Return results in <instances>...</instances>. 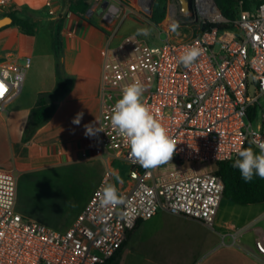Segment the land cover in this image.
Instances as JSON below:
<instances>
[{
	"label": "built area",
	"instance_id": "2783aa9c",
	"mask_svg": "<svg viewBox=\"0 0 264 264\" xmlns=\"http://www.w3.org/2000/svg\"><path fill=\"white\" fill-rule=\"evenodd\" d=\"M152 1L145 0L144 9L151 11ZM191 2L192 14L183 12L182 4L168 7L170 28L185 21L199 30L205 23L225 22L214 0ZM48 6L54 15L51 2ZM0 9L13 11L14 0H0ZM164 33L160 45L125 36L104 62L98 125L103 131L95 133L93 149L97 156L130 165V184L119 194L123 202L114 207L101 203L103 186L113 180L109 169L70 228L57 231L17 210L20 174L0 168V195L11 201L0 207V264H106L140 222L161 211L214 227L225 183L199 165L235 160L248 142L257 151L264 143V4L246 12L241 2L231 29L211 28L191 38ZM188 45L205 50L190 68L179 60ZM31 62L27 57L24 64H0V111L21 95ZM134 82L143 85V102L176 141L169 163L178 169L159 173L160 166L143 168L131 157L126 139L111 128V109L122 89ZM81 159L89 161L91 154L83 151ZM228 227L236 243L242 234ZM255 248L264 256V234L256 238Z\"/></svg>",
	"mask_w": 264,
	"mask_h": 264
},
{
	"label": "crops",
	"instance_id": "0c3cea01",
	"mask_svg": "<svg viewBox=\"0 0 264 264\" xmlns=\"http://www.w3.org/2000/svg\"><path fill=\"white\" fill-rule=\"evenodd\" d=\"M106 1L115 10L112 15H109L108 11L105 13L100 11ZM113 1L116 2L115 6L112 5ZM50 2L54 15L49 14ZM124 2V0H102L97 6L96 0H91L90 9L82 19L70 13L62 0H14L13 11L20 12V15L27 10L39 12L40 15L35 16L34 19L48 31L46 18L65 17L62 32L63 48L65 55L73 54L74 56L71 74L75 77V84L72 91L59 102L51 120L28 140H24V136L31 122L32 112L37 107L41 96L46 95V89H39L33 96L23 89L21 95L9 104L5 111H0V168L14 169L20 175L66 167L70 169L69 166L83 161L81 153L86 150L91 154L88 162L99 167L82 200L75 202L73 195H69L65 202L64 200L59 203L52 202L56 210L53 213L56 215L55 218L46 216L41 211L51 206L47 198L39 195V197L27 199L26 206H21V201L17 200V210L20 213L50 228L57 227L53 226L54 222L61 225L62 231L70 228L88 203L93 188L100 184L107 170L113 168L117 160L107 155L102 157L95 155L93 137L96 132L86 135L85 126L91 125L94 129H98L99 92L104 62L111 50L115 49V46L125 37L119 35L121 27L115 31L112 30L115 20L126 9ZM8 13L0 9V19ZM128 20L134 27L142 28V23L139 21L132 18ZM39 35L40 30L36 36H26L17 26L9 25L1 28L0 51L2 53L17 52L18 58L24 56L23 52L29 51L27 57L31 58L32 52L38 46ZM15 62L18 63V61ZM91 102H96V106H91ZM80 113H83L82 118L79 124H76L73 121ZM79 171L84 180L93 173L92 170L85 168ZM68 201L69 203L73 201L72 204L77 208L71 209L73 216L66 217L64 207L69 206ZM257 206L260 212L253 220L257 224L253 228V233L249 234L247 226L238 229L242 235L238 237L236 243L233 242V232L228 227L229 223L218 220V216L214 227H209L201 221L164 212L165 218L160 219L155 225H148L142 229L141 240L145 250L149 251L157 245L159 252L163 255L158 263L149 261V264H264V256L260 255L255 248L256 238L264 234V204H257ZM49 219L55 221L51 223ZM153 219L140 222L129 234L122 251L121 264H126L124 256L133 236L145 222H151Z\"/></svg>",
	"mask_w": 264,
	"mask_h": 264
},
{
	"label": "rangeland",
	"instance_id": "374dc122",
	"mask_svg": "<svg viewBox=\"0 0 264 264\" xmlns=\"http://www.w3.org/2000/svg\"><path fill=\"white\" fill-rule=\"evenodd\" d=\"M124 1L126 9L115 20L112 27L113 31L121 27L119 35L122 37L126 35H134L145 40L151 45H160L166 39V34L164 33L165 31L169 30V32L175 38H191L199 31L197 25H192L187 21L178 24V27H175L174 30V26L170 28L168 17L161 26H155L149 20L151 11L144 9L143 7L145 0ZM152 2L154 3V0ZM96 5L99 6L97 1ZM112 5L115 6L116 2L113 1ZM174 5L180 7L181 0L168 1V7ZM129 18L135 19L142 23V28L149 29L150 34L147 36L138 34V29L141 28L134 27L132 22L128 20ZM38 39V46L31 55V67L27 70L23 89H25L27 93L31 94L32 96L33 94L37 93L39 89H46L47 92L44 96L48 100L49 104H51L57 101L54 91L60 77L71 74L74 56L73 54H64L59 59L56 57L52 46V35L50 31L46 30L45 26L40 27V35ZM28 53L29 51L23 52L22 55L24 56L22 58H18L17 52L2 53L0 51V64L15 61L24 64ZM261 103L264 108V97H262ZM90 105L96 106V102H91ZM260 113L261 112L259 111V114ZM254 127L256 128V124H254ZM252 149L254 152L259 154L260 151H257L254 148ZM199 166L201 171H213L215 173L218 172L217 164H201ZM69 167L70 169L66 167L61 169L33 172L27 175H20L18 184V202L21 201V206H26L28 203L26 201L34 197H39V195L43 198H47L48 203H51V206L49 208H43L41 211L46 216L50 215L51 218H55L56 215L53 213H55L56 210L52 202L55 201V203H59L62 200L65 202V200L67 201L66 198H68L69 195H73L75 202L82 200L90 188V185L92 184L93 177L98 173L99 167L94 166V164L89 163L88 161H80ZM84 168L93 171V173L89 176L91 178L88 177L87 180L82 179V174L79 173V169ZM110 169H112L114 174L113 182L110 184H115L118 192H121L124 187L130 184V180L128 178L130 165L122 159H117L114 162V167ZM175 169H178L177 165L167 163L160 166L159 173H167ZM116 175L120 177V181L116 179ZM97 187H94L91 193ZM72 202L73 201L69 203L68 201L69 206H66V208L64 207V209H66V217H68V215L73 216L71 215L73 212L71 209L74 208L76 210L77 208L74 204H72ZM256 207L258 206L237 204L224 198L219 208L218 220L222 221L223 223L234 225L239 230L247 226V228L249 227V234H252L253 228L255 225H257L253 220L260 212ZM165 215L166 214L164 212H160L159 215L156 216L151 222H145L144 226H142L133 236L129 243L127 253L124 256L126 264H149V261L158 263L159 259L162 258L163 255L159 252L157 245H154V247L149 251L145 250L141 240V233L143 227L145 228L148 227V225L152 226L157 224L160 219L165 218ZM49 220L51 223L55 221L54 219ZM53 226H57L53 229L62 231V227L61 225H58V223L54 222Z\"/></svg>",
	"mask_w": 264,
	"mask_h": 264
},
{
	"label": "clouds",
	"instance_id": "9594fccd",
	"mask_svg": "<svg viewBox=\"0 0 264 264\" xmlns=\"http://www.w3.org/2000/svg\"><path fill=\"white\" fill-rule=\"evenodd\" d=\"M178 27V25L174 26ZM138 34L149 35L147 28L138 29ZM204 49L188 45L179 57L180 63L190 68L204 54ZM144 87L134 82L122 89L121 98L111 109L110 124L113 131L125 138L130 155L145 169H155L169 163L176 149V141L169 135L167 129L152 114L149 107L143 102ZM83 113L77 115L73 121L79 124ZM86 135H92L101 129H94L86 125ZM257 154L252 148H242L237 151V158L232 167L240 171L245 182L252 181L254 176L264 179V143L259 145ZM120 181V177L116 175ZM122 182V181H121ZM115 184H107L102 188L101 203L103 206H116L122 203ZM11 203L0 195V207H7Z\"/></svg>",
	"mask_w": 264,
	"mask_h": 264
},
{
	"label": "trees",
	"instance_id": "16d2710c",
	"mask_svg": "<svg viewBox=\"0 0 264 264\" xmlns=\"http://www.w3.org/2000/svg\"><path fill=\"white\" fill-rule=\"evenodd\" d=\"M67 6L68 11L82 19L85 18L90 9L91 0H62ZM169 0H154L149 20L155 26H161L167 18ZM225 22L221 23H205L195 36L199 35L207 29L218 28L219 30L231 29L239 13V5L242 2L243 10L252 12L264 4V0H214ZM40 15L39 12L27 10L20 15V12L13 11L5 15L11 17L13 23L11 26H17L26 36H36L40 30L41 23L35 21V16ZM45 23L52 35V46L56 57L59 59L64 55L62 32L64 30L65 17L57 19L46 18ZM75 77L69 74L60 77L55 88L54 95L57 101L49 104L45 96H41L37 107L33 110L31 122L25 132L24 140H28L33 134L51 120L57 110L59 102L64 99L73 89ZM258 89V87H257ZM253 116L249 114V119ZM245 148H251L248 142ZM233 161L217 164V174L221 176L225 183L224 198L241 205H257L264 204V179L254 176L252 181L245 182L238 169L233 168ZM124 248V246H123ZM123 248L106 264H121Z\"/></svg>",
	"mask_w": 264,
	"mask_h": 264
},
{
	"label": "water",
	"instance_id": "95a60500",
	"mask_svg": "<svg viewBox=\"0 0 264 264\" xmlns=\"http://www.w3.org/2000/svg\"><path fill=\"white\" fill-rule=\"evenodd\" d=\"M109 4L108 1L103 3V7L104 9L107 7V5ZM181 4H182V10L183 12L187 13V14H192L193 12V8H192V2L191 0H181ZM13 23V19L11 17H4L2 19H0V29L4 28L6 26L12 25ZM250 82H251V92L254 93L255 92V84L253 83V78L250 77Z\"/></svg>",
	"mask_w": 264,
	"mask_h": 264
},
{
	"label": "flooded vegetation",
	"instance_id": "af4514ba",
	"mask_svg": "<svg viewBox=\"0 0 264 264\" xmlns=\"http://www.w3.org/2000/svg\"><path fill=\"white\" fill-rule=\"evenodd\" d=\"M100 11H102V13H105L106 11H108L109 15H112L114 13V8L111 7L110 3L107 5V7L104 9L103 5L101 6Z\"/></svg>",
	"mask_w": 264,
	"mask_h": 264
},
{
	"label": "snow or ice",
	"instance_id": "6c2138e0",
	"mask_svg": "<svg viewBox=\"0 0 264 264\" xmlns=\"http://www.w3.org/2000/svg\"><path fill=\"white\" fill-rule=\"evenodd\" d=\"M0 87H2V85H0ZM262 250H264V249H262Z\"/></svg>",
	"mask_w": 264,
	"mask_h": 264
}]
</instances>
